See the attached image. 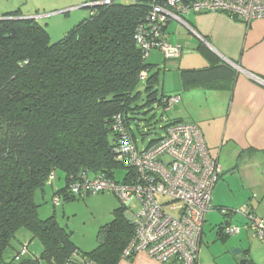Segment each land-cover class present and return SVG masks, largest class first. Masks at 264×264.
<instances>
[{"label":"trees","instance_id":"trees-1","mask_svg":"<svg viewBox=\"0 0 264 264\" xmlns=\"http://www.w3.org/2000/svg\"><path fill=\"white\" fill-rule=\"evenodd\" d=\"M149 2L124 5L119 0L89 7V18L54 43L46 27L35 16H24L21 7L0 16V264L31 263L7 261L3 254L22 227L44 245L33 264L42 258L50 264H117L122 258L134 233L122 203L112 212L113 220L102 225L98 246L83 252L71 239L72 231L55 215H38L36 193L53 184L58 169L65 172L66 185L55 196L63 193L65 199L87 194L68 190L84 174L115 179V171L124 168L127 173L121 182L125 183L134 174L115 152L114 117L121 115L136 139L130 114L139 108L135 101L141 98L137 90L141 80L147 82L145 106L156 102L166 110V100L177 96L166 91L159 95L161 68L143 57L135 41ZM199 49L209 54L205 46ZM228 73L235 75L224 62L181 69L179 75L182 88L201 83L217 88L223 87ZM180 121H171L164 129ZM51 174L54 177L49 179ZM226 225L218 228L222 239L230 236L223 232Z\"/></svg>","mask_w":264,"mask_h":264},{"label":"built area","instance_id":"built-area-1","mask_svg":"<svg viewBox=\"0 0 264 264\" xmlns=\"http://www.w3.org/2000/svg\"><path fill=\"white\" fill-rule=\"evenodd\" d=\"M116 1L119 0H93L86 3V8ZM133 1H150L151 4L135 32V41L143 50L144 58L149 57L152 49H159L167 58L181 54L182 46L168 40L166 27L172 20L189 27L183 14L219 12L248 25L264 18V0ZM81 6H70L63 11L83 8ZM144 76L145 72L140 77ZM179 99L178 95L167 99V109ZM112 127L118 132L115 146L118 158L134 169L130 180L125 183L108 176L84 174L80 179L75 178L68 190L93 194L112 191L116 194L134 224V233L123 248L122 258L130 259L139 252H145L161 264L172 261L201 264L198 256L202 232L207 213L213 207V188L223 172L217 157L208 148L202 129L190 121L171 123L155 144L140 150L137 139L133 138L121 115L114 117ZM52 177L53 174L49 179ZM159 196L170 198V201L162 202ZM134 201L140 203V210L134 211ZM58 202L60 198L55 196L53 203L58 205ZM177 202L181 204L177 215L165 210ZM240 210L248 216L255 231L262 235L264 216L254 215L246 204ZM238 231L239 226L226 225L223 232L231 235Z\"/></svg>","mask_w":264,"mask_h":264},{"label":"crops","instance_id":"crops-1","mask_svg":"<svg viewBox=\"0 0 264 264\" xmlns=\"http://www.w3.org/2000/svg\"><path fill=\"white\" fill-rule=\"evenodd\" d=\"M91 1L93 0H0V12L5 13L21 7L24 16L36 17L43 16V14L37 13L40 12L37 11L39 7L69 8ZM62 5L64 7H61ZM189 16V27L180 22L186 29L181 28V24L174 27L173 24L176 23L173 22L174 20L170 21L166 27L168 40L173 44L181 45L183 48L181 54L173 58L178 59V62L174 63L178 64L179 73L181 69L205 68L211 66L212 63L221 64L225 62L235 71V80L231 87L228 86V82L234 77H231V72L228 73V79L222 82L224 83L223 87H208L201 83L185 89L182 88L183 84H181L180 88L175 87L169 93L180 97L179 102L177 101L178 104L184 102L185 105H189L191 101L196 99L199 101L203 99L209 103V109L205 110L201 119L197 120L196 118L199 117L196 114L189 113L187 120L200 126L208 148L217 157L219 164L221 160L225 166L235 162L242 185L245 188L253 189V194H247L246 205L254 215L263 217L264 82L262 79L264 80V18L254 20L248 25L241 20L219 12L198 14L193 12ZM200 45L205 46V50L209 54L200 50ZM189 48L199 51L202 56L194 51H187ZM216 119L218 126L216 131L212 132L214 129L209 125ZM181 120L185 121L182 118ZM222 169L221 177L225 172V168ZM213 207L216 206L213 204ZM231 219L226 218L223 223L232 225ZM205 224L201 244L204 241ZM239 227L240 231L237 234L242 239L240 240L241 249L238 248L240 252H235L233 255L236 262L240 264L241 258H244L248 260L249 264H264V230L262 235L259 234L252 227L249 219H247L244 228ZM199 256V263L208 264L203 262ZM117 264L161 263L152 259L145 252H139L130 259L121 258ZM167 264L177 263L172 261ZM209 264L214 263L210 262Z\"/></svg>","mask_w":264,"mask_h":264},{"label":"rangeland","instance_id":"rangeland-1","mask_svg":"<svg viewBox=\"0 0 264 264\" xmlns=\"http://www.w3.org/2000/svg\"><path fill=\"white\" fill-rule=\"evenodd\" d=\"M120 1L125 5L131 3L133 0ZM64 6L62 5L61 7ZM21 9L23 10V8ZM63 9L60 7L48 8V6H43L37 10L40 11L37 13L43 14V16H36L35 21L46 27L50 34V43L63 38L68 33V30L72 29L84 18H89L90 16L89 8L69 9L68 11H63ZM2 13L0 12V15ZM191 13L183 14L187 22L190 21L189 14ZM173 22H176L173 24L174 27L181 24L176 20ZM182 25L180 27L185 28ZM187 51H194L199 56H202L199 51L194 49L189 48ZM151 53L148 61L159 64L161 68L160 75L158 76L159 84L156 85L159 95L162 91L169 92L170 90L173 91L175 87L180 88L182 81L179 76L180 73L177 70L178 64L174 63L178 62V59L164 57V54L159 49H152ZM146 84L147 82L144 80H141L139 83L137 90L141 91V98L135 101L139 108L130 114V127H132L135 133L140 150H143L150 142L158 139L159 136L165 133V124L181 118L188 121L189 113L196 114L199 117L196 119L199 120L201 119V115L204 116L205 110L209 109V103L203 99L191 101L189 105H185L184 102L177 103L168 110H165L164 107L159 106L156 102L151 103L150 106H145ZM217 122V119L210 122L209 126L214 129L212 132L216 131ZM220 164L222 168H225V172L219 181L215 183L216 185L212 191L211 196H213V204L216 207H211V210L207 213L204 241L201 244L202 248L199 257L203 262L208 264L210 262L214 264H238L233 255L236 249H241L240 240L242 238H240L239 234L235 233L222 239L218 237V233L216 232L218 226L226 218L231 219V217L232 225H239L241 228H244L248 216L240 209L246 204L247 194H253V189L245 188L242 185L241 176L235 167V162L225 166L221 160ZM126 173L127 169H117L114 175L115 179L122 181ZM65 177L64 171L60 169L55 170L53 185L47 184L43 190H37L36 203L39 204L38 215L41 218L55 215L60 225L72 231L71 239H73L79 250L83 252L90 251L98 246L102 225L113 220L114 213L112 212L121 205V202L114 192L104 191L95 194H77L72 199H65L62 193L60 202H58L59 204L55 205L53 203L55 193L59 194V191L62 192L60 189H63L66 185ZM158 198L162 202L170 201V198L164 196H159ZM180 207L181 204L177 202L165 210L177 215ZM132 208L134 211L140 210V203L134 201ZM10 241L11 244L3 253L7 261L13 260V262L20 263L29 260L31 262L29 264H33L32 260L40 258L44 250L42 241L34 237L32 232L24 227L19 228L13 240ZM38 264H50V262L42 258Z\"/></svg>","mask_w":264,"mask_h":264},{"label":"water","instance_id":"water-1","mask_svg":"<svg viewBox=\"0 0 264 264\" xmlns=\"http://www.w3.org/2000/svg\"><path fill=\"white\" fill-rule=\"evenodd\" d=\"M87 4H85V5H82L81 7H83V8H86V7H88V6H86ZM235 252L236 253H239L240 252V250L239 249H237V250H235ZM240 264H249V262H248V260L247 259H241V261H240Z\"/></svg>","mask_w":264,"mask_h":264}]
</instances>
